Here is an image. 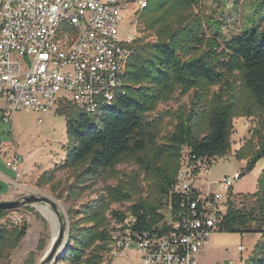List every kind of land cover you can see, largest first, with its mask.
I'll return each instance as SVG.
<instances>
[{"label": "trees", "instance_id": "1", "mask_svg": "<svg viewBox=\"0 0 264 264\" xmlns=\"http://www.w3.org/2000/svg\"><path fill=\"white\" fill-rule=\"evenodd\" d=\"M199 1L146 0L136 22L150 40L140 35L124 45L131 53L112 105L96 114L71 102L60 105L66 121L64 158L44 171L37 185H50L57 198L71 201L99 180L104 183L96 198L67 209L68 238L54 264H104L112 232L127 213L136 217L132 229L137 230L162 220L168 202L177 211L186 199L173 191L183 162L202 161L204 166L193 169L197 174L229 153L234 118L254 117L264 129V28L252 25L224 38L218 23L206 26L194 12ZM183 96H189L186 106L156 112L160 103ZM165 120L170 129H163ZM254 132L258 146L249 140L235 152L246 160L247 171L264 158V136ZM122 164L136 169L122 171ZM60 171H70L72 180L57 187ZM244 196L243 208L227 199L218 231L258 234L244 264H264V165L254 192ZM124 203L125 210L112 208ZM8 212L0 211V261L27 230L25 223L2 221ZM44 245L40 238L37 249ZM32 257L30 252L25 264H33Z\"/></svg>", "mask_w": 264, "mask_h": 264}, {"label": "built area", "instance_id": "2", "mask_svg": "<svg viewBox=\"0 0 264 264\" xmlns=\"http://www.w3.org/2000/svg\"><path fill=\"white\" fill-rule=\"evenodd\" d=\"M145 5L138 0L137 10ZM121 7L118 0H0V120L11 124L16 111L46 114L65 102L90 114L111 106L131 53L124 45L132 34L118 39ZM61 90L72 99L58 96ZM21 161L14 148L5 166L18 177ZM199 164L204 166L183 162L178 172L173 191L186 199L176 212L168 202L162 220L137 230L132 229L136 217L127 213L112 232L104 264L129 247L140 254L141 264H198L197 254L218 230L222 212L220 193L188 183ZM240 178V172L226 175L219 186L230 191Z\"/></svg>", "mask_w": 264, "mask_h": 264}, {"label": "rangeland", "instance_id": "3", "mask_svg": "<svg viewBox=\"0 0 264 264\" xmlns=\"http://www.w3.org/2000/svg\"><path fill=\"white\" fill-rule=\"evenodd\" d=\"M118 1L125 6L120 8L118 39L124 40L131 33L132 39L144 35L150 40L144 32L140 31L136 22L138 0ZM194 12L205 20L206 26L211 22L218 23L224 38L240 33L252 25L264 28V0H200L194 7ZM58 96L72 99L71 94L66 90H61ZM188 102L189 96L178 97L167 103H160L156 112L186 106ZM59 108L60 105L56 104L52 111L46 114L25 110L16 111L12 116L11 124L0 120V200H20L29 195L52 197L60 204L58 209L61 213L65 214L66 218L64 217L63 221L66 219L69 223L67 209L70 207L78 209L82 203L96 198L102 192L104 182L99 180L79 198L71 201L57 198L50 185H37V178L64 158L67 146L66 121L59 113ZM39 117L42 118L41 123L37 122ZM170 127L169 120H165L163 129H170ZM255 129L261 130L264 136V129L257 124L254 117L234 118L229 153L224 157L216 158L208 169L199 170L197 174L188 178V183L202 192L220 193L222 212L226 210L227 199H230L237 208L245 207L248 204V198L244 194L255 190L257 178L264 165V158H259L252 169L247 171L246 160L235 157V152L249 140L254 147L258 146L259 139L254 132ZM14 148L22 157L19 164L21 178L8 182L5 177L14 178V173L5 166V161ZM118 168L125 172L136 169L131 164H122ZM234 172H240L241 178L234 183L230 191L221 189L219 181ZM71 180L70 171H60L55 176L57 187L65 186ZM107 182L114 183L113 180ZM46 205L49 204L33 202L9 210L2 221L11 219L18 225L25 223L27 230L20 243L9 251L7 257H2L0 264H25L30 252H33V264L39 262L53 232L51 224L39 209L40 206ZM127 206L128 203L113 204L112 208L125 210ZM40 238L45 240L42 250L37 249ZM257 239V234L252 232L240 234L214 231L209 236L207 244L198 252L197 262L198 264H241V258L247 257ZM239 245L244 247L242 252L237 249ZM107 262L108 264H140L141 259L135 248L129 247Z\"/></svg>", "mask_w": 264, "mask_h": 264}, {"label": "water", "instance_id": "4", "mask_svg": "<svg viewBox=\"0 0 264 264\" xmlns=\"http://www.w3.org/2000/svg\"><path fill=\"white\" fill-rule=\"evenodd\" d=\"M33 202H42L49 204L57 215V221H58L57 233L55 236H53V238L51 239V244L48 246V248L46 247V249L43 252V255L41 256L39 262L37 263V264H51L57 260L59 256L57 250L61 245L62 246L65 245L69 233V223L66 219L65 221H63L65 214L64 212L61 213V211L58 209V205H59L58 201L52 197H48L45 195H39V196L29 195V196H24L20 200H0V211L17 209L19 207H22L24 205Z\"/></svg>", "mask_w": 264, "mask_h": 264}, {"label": "bare ground", "instance_id": "5", "mask_svg": "<svg viewBox=\"0 0 264 264\" xmlns=\"http://www.w3.org/2000/svg\"><path fill=\"white\" fill-rule=\"evenodd\" d=\"M59 204V203H58ZM60 207V204L58 205ZM50 205H46V206H40L39 209L41 211V213L45 216V218L49 221V223L51 224L52 228H53V232L51 237L48 240V244H47V248L48 246L51 244V239L53 238V236L56 235L57 230H58V221H57V215L56 212L50 208ZM64 246H60L57 250V253L60 254L63 250Z\"/></svg>", "mask_w": 264, "mask_h": 264}, {"label": "crops", "instance_id": "6", "mask_svg": "<svg viewBox=\"0 0 264 264\" xmlns=\"http://www.w3.org/2000/svg\"><path fill=\"white\" fill-rule=\"evenodd\" d=\"M64 157V156H63ZM58 164V163H57ZM56 165V164H55ZM14 173V172H13ZM6 179H7V181L9 182L10 180H13V179H19V178H21V174L19 173V176L18 177H16V175H15V173H14V178H7V177H5ZM26 178V177H25ZM257 237H258V234H257ZM208 242V241H207ZM207 244V243H206ZM255 244V242L253 243V245ZM252 245V246H253ZM252 250V249H251ZM251 252V251H250ZM248 255V254H247ZM141 264V263H140Z\"/></svg>", "mask_w": 264, "mask_h": 264}]
</instances>
